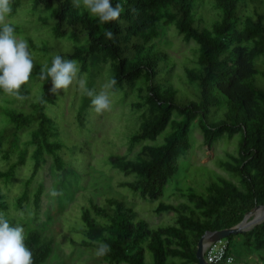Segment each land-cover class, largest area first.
<instances>
[{
	"label": "trees",
	"instance_id": "1",
	"mask_svg": "<svg viewBox=\"0 0 264 264\" xmlns=\"http://www.w3.org/2000/svg\"><path fill=\"white\" fill-rule=\"evenodd\" d=\"M25 1L11 0L12 11L8 16L16 15ZM31 2L32 10H41L37 23L48 25L53 37L70 45L58 55L78 61L80 75L88 73L92 80L89 89L95 91L93 80L101 65L109 61L111 80H116L114 91L131 90L138 82L142 83L140 89L145 95L134 103L141 124L130 138L129 151L147 139L155 140L173 124L164 144L143 145L135 159L128 155L110 156L113 168L125 175H136L134 180L121 181V187H128L143 198H159L168 180L179 171L181 156L191 148V126L197 119L209 145L220 138L242 134L239 154L228 153L226 159L219 160V165L239 178L243 188L223 175L204 192L191 188L189 197L201 208L202 216L184 204L190 215L180 213L177 224L153 231L132 206L118 197H106L104 204L91 199L90 205L82 210L83 226L78 230L84 239L73 243L95 252L99 243L108 244L110 251L99 257L107 264H148L147 250L152 254L149 264H199L197 245L205 232L235 226L252 209L264 204V64L258 60L264 55V0H208L215 12L212 23L199 12L205 0H111L113 6L121 4L123 12L119 21L110 24H100L87 12L74 8L72 0ZM9 24L15 35L23 34L21 24ZM170 25L176 26L183 41L194 40L199 45L196 67H186L187 79L198 85V100L182 103L178 99L173 73L158 79L163 61H169L171 56L157 39L161 37L162 26ZM106 29L113 31L114 41L104 38ZM25 38L39 52L46 54L51 49L47 43L37 44L30 35ZM53 57L48 58V66ZM41 65L42 60L33 69L29 82L21 86L23 99L30 95V82ZM51 86L49 78L29 111L0 105L8 120V125L0 127V157L7 162V168H0V213L10 224L19 221L25 226L11 214L1 181L6 186L12 184L30 155L33 169L24 180V191L16 196L15 210L27 212L26 204L32 203L37 222L45 191V186L39 184L32 192L37 173L46 156L53 158L57 170L66 167L61 155L65 143L59 123L46 112L49 104L58 102V95L49 91ZM2 95L7 94L0 89ZM220 104L227 107L225 118L217 124L209 123L211 108ZM90 106L91 98L85 94L79 108L80 124ZM25 130L28 136L22 139ZM164 211L180 212V206L161 202L155 212ZM239 235H243L247 247L264 251V222L227 237L229 253L234 257L238 247L234 238ZM25 244L33 254V264L45 263L52 254L53 239L43 236L38 229L25 235Z\"/></svg>",
	"mask_w": 264,
	"mask_h": 264
},
{
	"label": "rangeland",
	"instance_id": "2",
	"mask_svg": "<svg viewBox=\"0 0 264 264\" xmlns=\"http://www.w3.org/2000/svg\"><path fill=\"white\" fill-rule=\"evenodd\" d=\"M205 0L204 5L199 7V12L212 23L215 12L213 5H209ZM42 15L41 10H32L31 0H26L16 15L6 17V22L21 24L24 32L15 35L18 39H26L30 35L33 40L43 45L47 43L51 46L48 53L44 54L30 46L29 49L34 59L35 69L40 60L47 63L49 57L58 55L63 49L70 47L63 39H56L51 34L48 25L37 23V18ZM36 20V21H35ZM162 34L157 42L171 56L169 61L164 60L161 65L158 79L165 75H173L176 88L179 89L178 99L198 100L199 89L196 83H190L187 79L186 67H196L198 59V43L194 40L183 41L175 25L162 26ZM27 40V39H26ZM59 45H64L59 47ZM264 64V55L258 59ZM171 66L174 70H171ZM112 66L110 61L101 65L97 72L95 82V93L102 90V86L111 81ZM87 86L92 83L88 73L80 75ZM182 77L184 79H182ZM45 81H41L37 76L31 82V93L27 99H16L11 95L0 96L2 107H12L19 111H29L31 103L36 102L43 89ZM138 82L135 88L125 89L119 92L112 88L107 89L110 108L102 114L94 112L92 107H88L83 114L82 124L79 122V108L83 104L85 94L82 93L76 83L69 86L65 93L63 89L58 95V102L55 105L49 104L46 112L57 120L61 130V139L65 147L61 155L66 160L64 170H57L53 158L46 156V162L37 173L33 183L32 192L39 184L45 186V191L41 202V217L39 221L34 220L32 203L26 204L27 212L16 211V196L24 191V180L33 169V161L30 155L25 165H22L16 179L12 184L6 186L1 181L3 190L8 194L7 200L10 204L11 214L24 222L25 235L32 229H38L43 236L53 239V250L49 259L43 264H107L96 255L93 248L74 245V241L80 242L84 239V234L79 232L83 226V207L90 205L91 199L98 204H104L106 197H118L126 201L138 213L139 217L145 219L151 230H159L168 225L177 224L180 213L190 215V210L186 205H190L202 216L201 208L194 203L190 197V189L204 192L207 186L225 176L232 180L239 188H243L239 178L223 169L219 165L220 159H226L228 153L238 155L242 134L237 133L233 137H223L212 145L205 142L200 123L195 120L191 126L190 139L191 148L179 160V171L166 183L163 194L157 199L143 198L140 193H136L128 187H121L123 180L136 179L135 174L125 175L115 169L110 164L112 155H128L135 159L136 154L143 145H162L166 137L173 129V124L161 133L155 140L147 139L129 151L130 138L140 129L141 119L139 112L135 109L134 103L144 97L145 91L140 88ZM227 107L224 104L213 106L208 114V122L211 124L220 123L224 118ZM174 114L173 118H176ZM8 125V120L2 110H0V127ZM22 139H26L27 130L22 132ZM0 168H7V162L0 157ZM55 189L62 193L57 197H52L50 192ZM172 203L180 206V212L164 211L156 213L155 208L161 203ZM251 215L249 220H252ZM264 222V221H263ZM262 223V222H261ZM260 224V223H259ZM254 226L247 228L244 232L251 230ZM242 232V233H244ZM240 233V234H242ZM238 244L234 251L236 264H264V251L256 252L245 245L243 235L234 238ZM146 259L152 261V254L147 250Z\"/></svg>",
	"mask_w": 264,
	"mask_h": 264
},
{
	"label": "clouds",
	"instance_id": "3",
	"mask_svg": "<svg viewBox=\"0 0 264 264\" xmlns=\"http://www.w3.org/2000/svg\"><path fill=\"white\" fill-rule=\"evenodd\" d=\"M73 7L87 12L90 18L96 19L100 24H110L119 21L123 12L121 4L115 6L111 0H72ZM11 0H0V89L5 94L22 99L20 89L29 82L33 73L34 59L26 39H18L15 29L6 22V17L11 13ZM107 40H115L112 30L106 29L103 33ZM80 66L75 59H65L55 55L51 66L41 65L37 77L41 81L51 79L50 92L59 95L61 89L68 91L69 86L75 82L79 90L91 98V107L97 114H102L110 108V99L107 89L116 84L112 79L102 86L99 93L87 87L83 77H78ZM62 193L53 189L52 197ZM110 246L99 243L96 251L98 257L106 255ZM0 264H33V254L25 244V231L22 224L10 221L0 213Z\"/></svg>",
	"mask_w": 264,
	"mask_h": 264
},
{
	"label": "water",
	"instance_id": "4",
	"mask_svg": "<svg viewBox=\"0 0 264 264\" xmlns=\"http://www.w3.org/2000/svg\"><path fill=\"white\" fill-rule=\"evenodd\" d=\"M260 208H263V210H264V204L258 205L254 209H252L248 214L245 215L243 220L235 226H232L230 228H224V229H220V230H212V231L205 232L201 236V238L199 239L198 245H197L196 254H197V258L199 260V264H210L207 262V260L204 256V248H205L206 243H208L210 241H217L219 239L227 238L231 235L244 232L247 228L252 227V226H256L257 224L263 222L264 221V215L259 219L253 218L252 220H250L248 225L244 224L247 217Z\"/></svg>",
	"mask_w": 264,
	"mask_h": 264
},
{
	"label": "built area",
	"instance_id": "5",
	"mask_svg": "<svg viewBox=\"0 0 264 264\" xmlns=\"http://www.w3.org/2000/svg\"><path fill=\"white\" fill-rule=\"evenodd\" d=\"M230 242L227 238L206 243L204 256L210 264H235V257L229 253Z\"/></svg>",
	"mask_w": 264,
	"mask_h": 264
},
{
	"label": "bare ground",
	"instance_id": "6",
	"mask_svg": "<svg viewBox=\"0 0 264 264\" xmlns=\"http://www.w3.org/2000/svg\"><path fill=\"white\" fill-rule=\"evenodd\" d=\"M251 215H254L255 219H259V218H261L264 215V210H263V208H260V209L256 210L254 213H252ZM251 215H249L247 217V219H246V221L244 223L245 225L249 224V222H250L249 218H250Z\"/></svg>",
	"mask_w": 264,
	"mask_h": 264
}]
</instances>
